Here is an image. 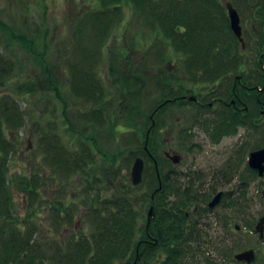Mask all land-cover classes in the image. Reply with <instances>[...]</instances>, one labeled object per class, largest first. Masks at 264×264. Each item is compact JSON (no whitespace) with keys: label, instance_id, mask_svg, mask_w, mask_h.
Instances as JSON below:
<instances>
[{"label":"rangeland","instance_id":"rangeland-1","mask_svg":"<svg viewBox=\"0 0 264 264\" xmlns=\"http://www.w3.org/2000/svg\"><path fill=\"white\" fill-rule=\"evenodd\" d=\"M229 1L244 16L255 2ZM146 14L129 0H0V55L15 66L12 78L0 85V111L7 102L8 112L23 118L18 125L3 124L13 147L9 191L4 188L1 194L10 218L0 216V251L4 240L16 237L29 239L37 251L30 248L31 260L24 255L18 264H66L84 245L91 259L96 249L98 255L114 254V249L99 248L98 223L122 214L118 210L132 212L120 187L131 183L137 156L145 160L144 184L132 187L129 196L135 199L139 225L133 246L140 244L155 168L144 150L151 114L165 99L191 92V85H216L188 67L189 57L174 48L162 29L152 28ZM158 56L163 58L158 61ZM90 78L99 85L98 91L91 90L100 95L97 100L80 94ZM180 104L185 107L172 102L156 114L147 141L150 152L163 171L175 173L191 191L211 194V199L220 190L229 194L215 208L202 200L190 206V224L200 234L195 233L197 241L182 244L189 248L180 264H264V237L254 229L264 215V176L249 166L248 157L264 147V123L235 128L219 140L205 129L215 125L210 117L221 120L213 114L219 108L205 114L194 103ZM54 144L66 160L76 154L77 170L53 162ZM168 146L186 157L184 163L174 167L167 161ZM62 191L68 206L58 205L59 212L50 216L43 212L49 201H62ZM116 197L123 206L112 203ZM68 209L71 220L59 218L60 210ZM148 246L154 249L150 255L159 256L161 249ZM248 249L255 250L251 263L235 258ZM121 259L113 264H123L128 255Z\"/></svg>","mask_w":264,"mask_h":264},{"label":"trees","instance_id":"trees-1","mask_svg":"<svg viewBox=\"0 0 264 264\" xmlns=\"http://www.w3.org/2000/svg\"><path fill=\"white\" fill-rule=\"evenodd\" d=\"M129 1L131 3L133 2L138 9L147 11L146 17L149 22L148 24L155 30L158 28L160 30L162 29L166 37L171 40L174 48L189 57L186 61L188 67L196 70L198 77H200L199 74L201 73L205 74L208 82L216 84L221 78L224 74V65L227 63L226 58H238L243 56L248 58L253 55L254 41L252 35L246 40V47L242 49L241 43L237 37L233 35V31L230 25H228L230 23L227 15H225L227 12L225 3H222L220 0H168V2H163L162 0ZM227 1L229 0H226V2ZM192 9H195L196 12L199 10L207 13L209 16L205 18L199 16V14H192L189 16L186 11ZM182 26L186 27V30L183 32L181 31ZM8 38H10V40L15 38L12 31H9ZM14 67V65L3 58L2 54L0 55V85H3L12 78L10 76L12 75ZM198 77H196L197 80L199 79ZM88 87L90 90H88ZM91 90L95 92L99 90V85L95 83L92 78L87 81L86 89L79 92L83 94L84 97L89 98V100H97L100 95L93 94ZM165 101L167 100L165 99ZM1 105L4 109L0 111V216L1 218L7 219L10 218V216H8L9 204L8 200L1 197V194L4 188L8 190L7 186L10 182V153L13 143L3 133V124L5 121L18 125L21 124L23 118L17 111H12L13 113L8 112L11 104L5 102ZM218 121L221 122L220 119H218ZM205 129L209 132L213 131L210 133L218 135L217 137L219 140L222 138V135L225 136L228 133H232V128H223L221 123H217L213 126L207 125ZM51 152L52 160L58 167L66 162L65 166H71L73 171L79 168L80 164L76 162L77 158L74 152L70 153L72 154V159L67 158V160L65 156H59L57 152H55V144ZM160 169L161 174H163V176L165 174V182L163 188L158 192L160 194L157 195L155 199L158 206L157 212L154 214V218L150 225V231L152 234L161 236H159L158 244L154 245V247L166 252V258L161 264H180L181 259L185 256V249L189 248H185L182 244L197 241L196 234H200L199 230L196 231V227H192L190 224V212L188 209L193 204L199 203V200L209 201L212 195L210 194V197H207L197 191H191L189 186H184L183 183L178 181V177L175 173H164L163 169ZM152 176V181H149L148 184L151 186L155 184V186H157V172L155 168ZM24 179L28 180L27 177ZM241 182L245 185V180L242 179ZM128 184L130 185V183ZM142 184L144 183H141L140 186H142ZM129 193H131L130 190L123 192L125 198L132 203V212L130 214H128L126 210H118V212H122V214L109 215L110 220L107 216L104 218L103 223H98L100 228L98 235L101 242H99V245L101 244L99 248L103 251H105V248L114 249L115 253L110 254L105 251L100 255L94 254L91 259L85 251L89 247L84 245V247L80 248L81 250L79 253L76 252L67 258L66 264H109L107 261L115 259L122 260L121 258L127 255L128 259L135 258L138 243L133 246L135 242L134 238H136L133 234L136 233L139 225L137 223V218L134 216L135 199L132 196L130 198ZM226 194L229 195L228 193ZM120 200L119 197H116L113 199L112 203L116 206H123ZM149 202L151 204L153 200L149 199ZM142 231L146 233L147 229L143 227ZM131 246H133V250ZM147 247L145 245L141 246V256H143L144 250ZM0 252V264H18L19 261L24 259V255L31 260L30 240H25L21 237H16L11 240L8 238L6 241L4 240L3 249ZM91 255L90 253V256ZM157 257H155V254H152L147 258L150 262L152 261V264H159L157 263ZM94 258H98V262L94 261ZM154 260L155 263L153 262ZM110 264H113V261L110 262ZM136 264L146 263H142L140 259H138Z\"/></svg>","mask_w":264,"mask_h":264},{"label":"flooded vegetation","instance_id":"flooded-vegetation-1","mask_svg":"<svg viewBox=\"0 0 264 264\" xmlns=\"http://www.w3.org/2000/svg\"><path fill=\"white\" fill-rule=\"evenodd\" d=\"M162 1L168 2V0H162ZM251 7L253 9L247 10L248 14H246L245 16L242 15L237 8L236 9L238 10L239 15H240L242 32H243L242 34L244 36L245 41L248 38H250L251 35L253 37V41H254L253 55L248 58H245L244 56L238 57V58H226L227 63L226 65H224L225 66L224 74L217 81L214 87L210 86V88H207V85L209 86L207 82H204L206 83L204 85L203 83H200L197 85L194 84V85H191V89H192L191 92L180 94L174 98H168L166 99L167 101H163L162 103H160L158 106H156V108L152 112V114H154V121H155L154 125H157L155 116L159 112V110H161L162 108L164 109V107H166L169 103H172V102L179 103L180 108L183 106L185 107L184 104H180L183 101L188 102L186 106H189L190 103H194L196 106H198L201 109V113L203 112L205 113V110L213 111V109L219 108L218 110L214 111L213 114H214V117L216 115H219L221 118V122H219L213 117H210L211 123L212 124L221 123L223 128H232V133L235 132L236 129H239L244 126L245 127H252V126L255 127V126L262 125L264 123V0H255L254 4L251 5ZM226 11L227 12L225 15H227L228 21L230 23V17L228 14V10ZM186 13L189 14V16L192 14L193 15L199 14V16L203 18L209 16L207 15V13H204L199 10L196 12L195 9L187 10ZM242 16H244L245 19L242 18ZM182 28L186 30L185 26H182ZM138 58L141 60V59H144V56L141 55V57L139 56ZM161 58L163 57L158 56L157 57L158 61ZM200 87H203V89H200ZM189 96L192 98H190ZM152 122L153 121H151V125H152ZM151 133H152V128L150 131V136H151ZM223 136L224 135H222L221 137ZM165 143L166 145H170L172 141L166 140ZM144 150L148 154V156L152 159L154 166H155V170L157 172L158 185L157 186H155V184H152L153 186L150 185V187L152 188L149 192L150 193L149 198L153 200V202H151L150 204V207L154 204L155 213H156L158 204L155 199H156V196L159 195L160 193H156L155 191L160 187V183H162V188H163L164 182H165V178H164L165 174L163 176V174H161L160 172L161 162H159V159L156 157V155L153 152H150L151 150L149 148L148 150H146L145 146H144ZM174 154L179 155L181 157V160L178 163H175L173 159L170 158V155H174ZM164 155L167 158V161L172 162L174 167L184 163V160L186 158L184 155L176 152L172 146H168V149L165 151ZM163 172L166 173L165 171ZM144 174H145V171H144ZM130 175H131V172H130ZM130 179H131V176H130ZM130 182H131L130 185L126 184L125 186L123 187L121 186L120 188L122 190L124 189V191H127V190H130L132 186L140 185V184L134 185L132 184V181ZM221 191H224V190H220L219 192ZM62 192H63L62 199H61L62 201L58 203L49 201L46 208H42L43 212L46 210V212H48V215L50 216V215H53V212L57 213L56 211H58V208H57L58 205L60 208L62 206H65V207L68 206L66 204L67 202L64 203V200H63L67 192L66 191H62ZM158 192H160V190ZM225 194L226 192L224 191V196ZM69 211H70L69 209L67 211L60 210L59 218L61 219L66 218L67 221L71 220L70 218H68ZM147 223H148V218L145 224L146 229H147ZM151 223L149 224L151 225ZM75 228H77V224ZM70 231L71 230H69L68 228L67 233H69ZM72 231L76 232L75 230H72ZM159 236L160 235L152 234L150 231V226H149V230L147 229L146 233L140 234V239H139L140 244H138L137 246V249H136L137 252H136L135 258L126 259L124 260L123 264H136L138 259H140V262L142 263L144 262L146 264L148 263L152 264V261L150 262L147 257H150L149 253L152 252L153 250H150L149 248H145L143 256H141L140 249H141V246L143 245H145L146 247L148 245H157L158 240L161 237ZM33 244L34 243L30 242V248L32 249V252L33 251L37 252L34 249ZM92 252L95 253V255H98L96 253H100L101 251L96 249ZM165 253L166 252L161 249L160 254L158 256L159 259H157V263L161 264L163 262V260L165 259L163 255ZM44 257L45 256L43 254L41 256L42 259L40 260H43ZM93 260L98 262L99 259L94 258ZM112 261L114 262L116 260H111L107 262L110 264V262ZM153 262L155 263V260Z\"/></svg>","mask_w":264,"mask_h":264},{"label":"water","instance_id":"water-1","mask_svg":"<svg viewBox=\"0 0 264 264\" xmlns=\"http://www.w3.org/2000/svg\"><path fill=\"white\" fill-rule=\"evenodd\" d=\"M226 8L228 10V14L230 17V24L231 29L234 32V35L239 39L241 42L242 48L246 47V42L243 37V32H242V25H241V20H240V15L238 10L234 7L233 4H231L230 1L226 2ZM190 97V96H189ZM192 98V97H190ZM153 123L152 126L155 124L154 121V114L151 116ZM152 126L149 128L148 133H147V140L145 141V148L148 150V142L149 137H150V131ZM249 157V166L253 169L258 170L260 177L264 176V147L259 148L256 150L251 151ZM170 158L173 159L175 163H178L181 160V157L179 155H170ZM144 169H145V161L144 158L141 156L136 157L132 167H131V181L132 184L138 185L142 183L143 181V174H144ZM162 188V183H160V187L155 191L158 193L159 190ZM224 196V191L218 192L211 201H209V208H214L217 205L221 203V199H223ZM155 214V206L154 204L150 207L149 213H148V223H147V229L149 230V226L154 217ZM257 232L260 233V236L264 237V215L262 218L258 220L256 227L254 228ZM235 258L238 261H245L247 263H251L253 259H255V250L248 249L242 252H239L235 254Z\"/></svg>","mask_w":264,"mask_h":264}]
</instances>
